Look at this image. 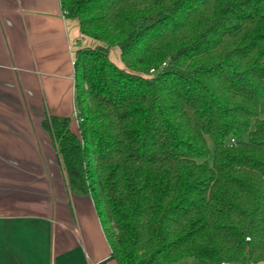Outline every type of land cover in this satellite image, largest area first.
Wrapping results in <instances>:
<instances>
[{
    "label": "trees",
    "instance_id": "obj_1",
    "mask_svg": "<svg viewBox=\"0 0 264 264\" xmlns=\"http://www.w3.org/2000/svg\"><path fill=\"white\" fill-rule=\"evenodd\" d=\"M61 3L101 44L76 52L80 133L42 124L119 264H264V0Z\"/></svg>",
    "mask_w": 264,
    "mask_h": 264
},
{
    "label": "crops",
    "instance_id": "obj_2",
    "mask_svg": "<svg viewBox=\"0 0 264 264\" xmlns=\"http://www.w3.org/2000/svg\"><path fill=\"white\" fill-rule=\"evenodd\" d=\"M63 11L61 0H0V264H119L42 124L66 116L80 133L76 52L101 44Z\"/></svg>",
    "mask_w": 264,
    "mask_h": 264
},
{
    "label": "rangeland",
    "instance_id": "obj_3",
    "mask_svg": "<svg viewBox=\"0 0 264 264\" xmlns=\"http://www.w3.org/2000/svg\"><path fill=\"white\" fill-rule=\"evenodd\" d=\"M117 55L120 58V49H119V47H113V50L111 51V55H110L111 59L112 60H117L116 59ZM62 166H64V165H62ZM184 261H197V259H195V258H187V259H184V260H182L180 262H177L176 264L184 263Z\"/></svg>",
    "mask_w": 264,
    "mask_h": 264
},
{
    "label": "built area",
    "instance_id": "obj_4",
    "mask_svg": "<svg viewBox=\"0 0 264 264\" xmlns=\"http://www.w3.org/2000/svg\"><path fill=\"white\" fill-rule=\"evenodd\" d=\"M153 71V70H152ZM222 264H232V263H230V262H223Z\"/></svg>",
    "mask_w": 264,
    "mask_h": 264
}]
</instances>
